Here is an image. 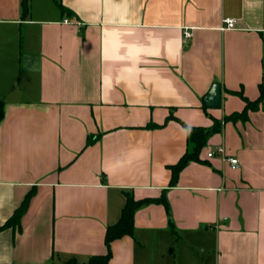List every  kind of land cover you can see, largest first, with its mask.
I'll return each instance as SVG.
<instances>
[{"label": "crops", "instance_id": "0c3cea01", "mask_svg": "<svg viewBox=\"0 0 264 264\" xmlns=\"http://www.w3.org/2000/svg\"><path fill=\"white\" fill-rule=\"evenodd\" d=\"M261 84L264 0H30L26 14L0 0V225L34 189L20 225L0 230V264L105 253L127 193L167 205L136 210L112 264H264V98L224 120ZM215 120L170 185L185 124ZM219 144L238 168L207 156Z\"/></svg>", "mask_w": 264, "mask_h": 264}, {"label": "trees", "instance_id": "16d2710c", "mask_svg": "<svg viewBox=\"0 0 264 264\" xmlns=\"http://www.w3.org/2000/svg\"><path fill=\"white\" fill-rule=\"evenodd\" d=\"M22 6L24 9V14L28 13L30 8V0H22ZM242 98L245 100L246 104L241 111H234L224 116V120L229 119H247L248 112L250 110L258 109L261 101L264 98V85H260V93L257 98L251 100L244 96L242 92H239ZM3 115V107L2 101L0 102V119ZM174 117L172 114L167 117L170 119ZM158 126L154 122H149L148 127ZM221 122L219 120H215L214 124L211 127H203L199 125H186L187 135H188V144L185 153L180 157V159L169 165L171 169L172 175L170 180V185H173L177 182L178 175L180 170L190 161H200V152L203 146L206 144L209 135L215 131L220 130ZM92 138L88 139L90 142ZM34 189L28 191L26 196L24 197L21 205L15 209V211L11 214L6 221L0 225V230L6 227H15L19 226L21 223V218L25 213L30 197L33 195ZM151 201H160L167 205L166 196L163 194L159 198L155 197H145L142 199L135 198L132 194L127 193L126 202L122 209L120 218L113 224H110L105 232V243L107 246V251L101 254H94L90 256L86 261L79 262L76 258H69L64 261V264H112L111 262V242L119 238L125 234H131L134 230V215L136 210L143 204L151 202Z\"/></svg>", "mask_w": 264, "mask_h": 264}, {"label": "built area", "instance_id": "2783aa9c", "mask_svg": "<svg viewBox=\"0 0 264 264\" xmlns=\"http://www.w3.org/2000/svg\"><path fill=\"white\" fill-rule=\"evenodd\" d=\"M236 22H237V19H235L233 17H226L223 20L222 28L223 29L235 28L236 27ZM189 35H190V32L187 31L185 33V36L189 37ZM216 154H218V155L222 156L224 159H226L229 162L231 168H234V169L238 168L239 159L236 156L227 154L226 147L223 144H219V145L215 146L214 148H211L207 152V156H209V157H212V156H214Z\"/></svg>", "mask_w": 264, "mask_h": 264}, {"label": "water", "instance_id": "95a60500", "mask_svg": "<svg viewBox=\"0 0 264 264\" xmlns=\"http://www.w3.org/2000/svg\"><path fill=\"white\" fill-rule=\"evenodd\" d=\"M205 103L208 106H219L221 103V86L219 83H214L209 92L204 97Z\"/></svg>", "mask_w": 264, "mask_h": 264}]
</instances>
